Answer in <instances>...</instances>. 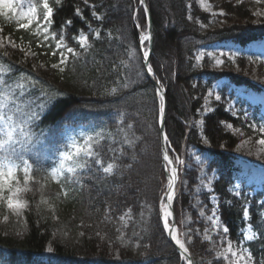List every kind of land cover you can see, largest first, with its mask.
<instances>
[{"label": "trees", "instance_id": "trees-1", "mask_svg": "<svg viewBox=\"0 0 264 264\" xmlns=\"http://www.w3.org/2000/svg\"><path fill=\"white\" fill-rule=\"evenodd\" d=\"M147 1L154 27L150 63L166 87L168 146L185 165L175 202L178 225L184 228L190 217L192 253L221 264L202 235L207 224L194 206L199 197L207 211L217 206L230 241H242L251 228L255 236L246 246L259 264L264 259V182L261 189L247 184L232 151L239 142L232 128L259 135L262 106L233 93L236 110L229 109V85L220 89L219 101L208 94L224 78L246 92L260 88L213 68L207 51L216 43L244 49L261 42L264 21L252 22L246 3L224 0L230 17L218 26V15L203 10L198 0ZM42 2L17 0L18 12L36 7L37 20L27 29L20 28L26 20L18 15L0 16L2 32L15 42L0 49V143L5 144L0 163L18 164L21 177L22 162L15 156L5 159L16 148L32 167L28 184L21 180L23 228L10 232L0 226V264H181L160 218L166 177L159 100L139 47L136 25L147 28L140 0H49L53 19L47 33L40 19ZM81 35L87 39L84 46ZM61 40L77 55L66 47L56 49ZM202 50L205 58L197 62ZM77 129L90 132L92 155L82 151L65 160L72 151L68 133ZM193 152L204 161L196 163ZM209 176L212 191L195 194Z\"/></svg>", "mask_w": 264, "mask_h": 264}, {"label": "rangeland", "instance_id": "rangeland-1", "mask_svg": "<svg viewBox=\"0 0 264 264\" xmlns=\"http://www.w3.org/2000/svg\"><path fill=\"white\" fill-rule=\"evenodd\" d=\"M223 1L224 0H198V3L203 10L208 11L213 15H218V26L226 25L230 17L228 16L227 12H224V9L222 8ZM225 1L233 2L234 4L246 3L252 15V18L250 20L256 23L264 21V0ZM140 30L142 29L140 28ZM148 45L149 44L147 42L144 47H148ZM7 46H15V42L14 40L9 39L8 36L5 37V34L0 28V49L4 50L5 48H7ZM26 52L27 54L32 53L30 49H28ZM201 53L204 54L205 58V51L202 50L198 55H200ZM208 53L213 54L212 56L208 55L213 68L220 71H231L233 73L241 75L252 82L254 85H256L258 88H260L259 91L245 92L243 87H235L233 84H229L228 80L224 79L218 82L213 91L209 92L212 93L210 99L212 97H216L217 95L222 97L220 89L224 86L229 85V93L235 90V95L240 96L241 98H246L253 104L262 105L264 113V42H262L261 44H255L247 49H241L239 46L232 43H218L213 45L210 50L207 51V54ZM221 53H223V55H220ZM216 58L223 60V64L217 66L215 64ZM227 101L229 108H236V102L230 96H228ZM232 129L236 133H238L239 138L238 144L235 148H233L232 151L237 158L239 165L242 167L243 175L247 176V183H254L258 188H261V183L264 181V145L259 144L258 141L260 139H264V136H259L262 134L264 135V133H259L258 135V133L256 132L257 134L253 133V135H247L240 129ZM68 137L69 139L71 138L70 147L72 148V151L70 150L69 153L74 154L77 147L81 149H86L88 147L91 148L92 136L87 130L77 129L70 131L68 133ZM193 154L195 156L194 161L196 163H201L204 161V158L202 156L195 155L196 152H193ZM178 164H180L181 168L185 166L184 163H182V161L180 160H178ZM66 169L68 170L69 168L67 167ZM16 175L17 179L20 182L19 186L22 188L23 185L21 180L23 178V175L20 177L19 171H17ZM202 176H205L204 171L202 173ZM213 181L214 179L212 178V176H209L207 179L203 178L200 182V185L196 187L195 194H198L199 190L212 191L211 185ZM8 194L9 193L5 191L4 195L7 196ZM17 198L25 203V200L21 197V192L18 194ZM195 198L196 199L194 200V206L196 209H198L200 218H202L207 224L202 235L206 240L210 242L211 249L215 254L216 259H218L221 264H245V261H240L237 258L232 257L231 253L226 251V249L228 248L229 239L227 237V234L223 233L224 227L221 224L220 216L217 212V206L215 208L217 216L219 217V221L218 223L214 224L213 221L216 220V217H213L212 220H209V216L212 215L213 208L210 211H207L205 204H203V206L201 204L203 203V200H200L199 197ZM215 200V196H212L213 203L217 204V201ZM23 211L24 208L19 210L8 209L6 200H0V226H3L6 231L10 232L21 231L24 224ZM123 220L125 223H127V221L129 220V216L124 217ZM183 222L185 226L182 225V227L184 228H180V231L189 247V242L192 240V236H190L189 234L191 229L187 227L190 222V217L187 216ZM245 237L247 240H249L248 237L252 238L253 233L250 230H247ZM231 244L233 246L232 250L236 251L238 256L244 254L246 257L247 253H244L243 251L244 249H247L245 247V241L241 243L231 242ZM49 249H51V247H48V251ZM247 252L250 253L248 249ZM225 256H227L228 259H225ZM252 257V264H256L254 256ZM197 264L211 263L204 257L199 256L197 258Z\"/></svg>", "mask_w": 264, "mask_h": 264}, {"label": "snow or ice", "instance_id": "snow-or-ice-1", "mask_svg": "<svg viewBox=\"0 0 264 264\" xmlns=\"http://www.w3.org/2000/svg\"><path fill=\"white\" fill-rule=\"evenodd\" d=\"M145 2V0H140V3L143 4ZM56 3L59 4L60 0H56ZM42 8H43V15L40 19L43 20V30L45 33L48 32V26L52 24V19H53V8L50 7L49 5V0H43L42 2ZM36 7H31L29 8V10L27 12H18V5H17V0H0V16H8L9 14H13L18 15L20 17V19L22 20H26V23H22L20 25V28L23 29H27L33 22H35L37 20V15H36ZM144 12L147 14L148 13V8L145 7L144 8ZM77 15H79V12H77ZM69 24H71V21H68ZM137 28H140L141 25L138 23ZM97 35H99V33H97ZM150 39V37L148 35H140L139 40L141 45L145 44V41H148ZM86 42V38L81 35L80 36V44L81 46H84ZM62 47H66L65 45H63V41L61 40L60 43H57L56 45V49H61ZM66 51L67 53L72 54L73 56H76L77 53L74 52L73 48L71 47H66ZM53 55L56 54V52L54 51L52 53ZM149 51L148 50H144L143 52V62H144V67L146 68V74L149 76L153 75V67L151 65V63L149 62ZM209 56H212V53H208ZM220 55H223V53H221ZM204 58V54L201 53L200 55H198L196 57L197 62H199L200 60H202ZM66 61V56L64 54L63 51L60 52V60H59V64L63 65ZM215 64L217 66L222 65L223 64V60L216 58L215 59ZM53 68H57L58 65L57 64H53L52 65ZM59 70L61 72L64 71L63 67H60ZM157 95L159 97V114H160V119H161V132L163 133L165 124H164V118H165V89L159 85V81H157ZM209 97L212 95V93L208 94ZM221 99V97L219 95H217L215 97L216 101H219ZM38 115V113L33 114L32 119H35L36 116ZM0 119H2V117H0ZM261 133H264V127H261L260 129ZM21 134L23 135V130L21 132ZM8 139L9 141L12 139V135L11 133L8 134ZM163 140L165 144H168V136L165 134L163 135ZM20 143H23V141H18ZM7 143V141L5 142ZM259 144L264 145V139H260L258 141ZM5 147L4 143H0V149H3ZM84 152L85 156H91L92 155V151L91 148L88 147L86 149H81L79 147L76 148V151L74 154L69 153V154H65L64 159L65 160H72L73 159V155H80L81 152ZM15 156L17 157L23 164V168H22V172H23V177H24V184L27 185L29 180H30V172L32 170L31 164L29 163V160L26 159L24 157V155L17 150L16 148L12 149V152L5 157V159L7 160H11L12 157ZM164 161L167 162V165H171L172 161L169 159V155L167 150L165 151V154L163 156ZM19 165L15 164V163H9V164H5V163H0V200H6V204H7V208L8 209H13V210H19V209H23L26 207V204L24 202H22L21 200H19L18 194L22 191L21 187L19 186L20 182L17 179V169H18ZM111 166L107 167L104 169L105 172L110 171ZM69 172H72L73 169L69 168L68 169ZM177 178V170L175 167H171L170 168V174L168 176V183H167V188L165 190V194L163 195L162 199H161V209L160 211L162 212V219H163V228L167 231H170V235H171V240H173L175 242L176 245H178L179 249L183 252L186 253L188 251V249L185 247V243L183 240H181L180 238L177 237L175 230L174 229H170V225H169V217L172 216V212L170 211L172 204H173V200L175 197V191H174V184ZM14 182H15V186H14ZM5 191H7V193H9L7 196L4 195ZM244 218L247 219L249 216L248 210L245 209L244 210ZM213 217H216V220L213 221V223H218L219 221V217L217 216V212H216V208L212 209V215L209 216V220H212ZM229 232V229L227 226H225L223 228V233L227 234ZM248 239H251V237H248ZM233 246L231 244V242H228V248L226 249L227 252L231 253V256L234 258H237L240 261H245V264H252V260L253 257L251 255V253L247 252V249H244V253H247L246 257L244 254H241L238 256L236 251L232 250ZM49 251L51 252V249H49ZM225 259H228L227 256H225ZM259 264H264V259L259 261Z\"/></svg>", "mask_w": 264, "mask_h": 264}, {"label": "water", "instance_id": "water-1", "mask_svg": "<svg viewBox=\"0 0 264 264\" xmlns=\"http://www.w3.org/2000/svg\"><path fill=\"white\" fill-rule=\"evenodd\" d=\"M145 7L148 8V13H147V16H148V30H147V35L150 37V49H149V59H150V56L152 55L153 53V49H154V44H153V38H154V30H153V23H152V15H151V11H150V7H149V4H148V1L145 0V2L142 4ZM150 79L152 80V82L154 83L155 87H156V90H157V81L153 75L152 76H149ZM159 85H161L160 81H159ZM166 118H167V95H166V90H165V118H164V124H165V127H164V130H163V133L161 132V119H159V125H160V133H161V139H162V156H164L165 154V151L167 150L168 152V155H169V159L172 161V167H175L177 172H178V167L177 165L175 164L174 160L172 159L169 151H168V148H167V144L164 143V140H163V135L166 134ZM167 135V134H166ZM164 161V159H163ZM165 162V161H164ZM164 168V171L165 173L167 174V171H166V167L163 166ZM177 180H178V176L176 178V181H175V184H174V191H176V183H177ZM176 195V194H175ZM176 197V196H175ZM175 197H174V200H175ZM174 200H173V204H172V216H173V221H172V225H171V228L170 229H174L175 232H177L178 230V226H177V222H176V217H175V211H174ZM168 237L169 239L171 240V235H170V231L168 232ZM172 243L175 245L177 251L180 253L181 256H183L185 253H183L178 245L175 244V242L173 240H171ZM188 249V247H187ZM187 256L189 258V261H190V264H196L195 263V259L192 255V253L190 252V250L187 251Z\"/></svg>", "mask_w": 264, "mask_h": 264}, {"label": "bare ground", "instance_id": "bare-ground-1", "mask_svg": "<svg viewBox=\"0 0 264 264\" xmlns=\"http://www.w3.org/2000/svg\"><path fill=\"white\" fill-rule=\"evenodd\" d=\"M165 165H166V168H167V176H169V174H170V168L172 167V164L171 165H167V162L165 161ZM167 179H168V177H167ZM170 211L172 212V209H170ZM161 216H162V212H161ZM171 223H172V216L169 217V225L170 226H171ZM175 233H176V235H177L178 238H180L181 240H183V238L181 237V235H180L179 232H175ZM185 247L187 248L186 244H185ZM182 260H183V263L184 264H190L189 258L187 256V252L184 254Z\"/></svg>", "mask_w": 264, "mask_h": 264}]
</instances>
